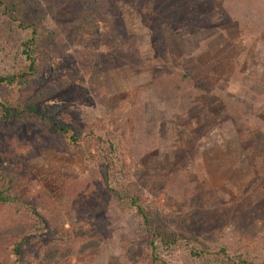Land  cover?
Here are the masks:
<instances>
[{
	"label": "rangeland",
	"instance_id": "1",
	"mask_svg": "<svg viewBox=\"0 0 264 264\" xmlns=\"http://www.w3.org/2000/svg\"><path fill=\"white\" fill-rule=\"evenodd\" d=\"M24 4L60 37L46 42L23 108L116 138L130 190L161 233L181 238L162 253L168 264H208L188 243L264 264V0ZM27 37L0 9V75ZM0 166L21 200L0 204V264H149L142 218L117 209L95 164L63 139L0 124ZM17 228L33 235L22 258Z\"/></svg>",
	"mask_w": 264,
	"mask_h": 264
},
{
	"label": "trees",
	"instance_id": "2",
	"mask_svg": "<svg viewBox=\"0 0 264 264\" xmlns=\"http://www.w3.org/2000/svg\"><path fill=\"white\" fill-rule=\"evenodd\" d=\"M12 1L14 2L0 0V9L9 22L18 31L27 32L28 37L14 59L12 70L0 75V124L10 123L16 119L19 129L30 125H41L46 135L61 138L69 144L73 155L95 164L101 176L102 186L114 199L117 209L120 211L132 209L142 218L147 238L149 264H168L163 259L162 253H169L179 248L181 238L161 233L155 225L149 207L130 190L129 175L124 173L126 166L120 158L116 138L105 137L96 132L93 127L80 130L67 119L61 118L55 110L42 108L39 103L27 109L23 108L19 95L25 89L35 85L45 44L50 40H58L60 29L53 21L45 25L39 19L28 16L24 0ZM194 15L199 16L198 13ZM187 24L195 25L196 23ZM258 138V142H263V139ZM16 186L15 178L7 175L0 166L1 205L5 207L20 205L21 200L17 195ZM32 214L41 222H45L37 210L32 209ZM11 233V240H16L12 252L15 256L22 258L27 249L32 246L33 235L25 234L26 228L14 229ZM186 247L192 258L208 264H258L249 257L230 254L227 248L215 252L200 250L191 243H188Z\"/></svg>",
	"mask_w": 264,
	"mask_h": 264
}]
</instances>
